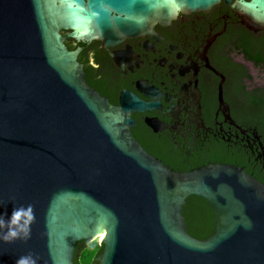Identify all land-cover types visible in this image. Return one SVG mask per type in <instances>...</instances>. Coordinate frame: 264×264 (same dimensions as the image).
Here are the masks:
<instances>
[{
    "label": "water",
    "instance_id": "1",
    "mask_svg": "<svg viewBox=\"0 0 264 264\" xmlns=\"http://www.w3.org/2000/svg\"><path fill=\"white\" fill-rule=\"evenodd\" d=\"M220 1L178 0L181 13H207ZM223 1L249 30L264 28L252 18L264 19V0ZM176 17L153 16L121 36L69 35L112 44ZM61 28L72 30L64 0H0V215L29 204L35 212L30 238L0 240V264L28 253L38 264H73L76 242L95 238L98 264H264V183L233 163L174 170L149 154L129 132L126 107L86 83ZM252 79L263 87L264 69ZM190 195L213 212L206 239L186 231Z\"/></svg>",
    "mask_w": 264,
    "mask_h": 264
},
{
    "label": "flooded vegetation",
    "instance_id": "2",
    "mask_svg": "<svg viewBox=\"0 0 264 264\" xmlns=\"http://www.w3.org/2000/svg\"><path fill=\"white\" fill-rule=\"evenodd\" d=\"M71 32L59 29L65 46L77 51L86 83L112 106L126 107L131 136L165 166L187 170L232 158L264 168L258 146L264 140L252 114V90L261 87L252 75L264 69V28L249 30L221 0L207 13H181L156 23L152 33L112 44ZM221 79L225 106L218 98ZM192 206L190 199L183 207Z\"/></svg>",
    "mask_w": 264,
    "mask_h": 264
},
{
    "label": "clouds",
    "instance_id": "3",
    "mask_svg": "<svg viewBox=\"0 0 264 264\" xmlns=\"http://www.w3.org/2000/svg\"><path fill=\"white\" fill-rule=\"evenodd\" d=\"M65 13L73 33L111 31L117 36L126 29L143 30L153 16L165 13L179 16L183 5L178 0H64ZM257 23L264 19L252 16ZM35 222L34 206L14 207L10 217L0 215V240L11 243L30 238ZM32 253L19 257L15 264H38Z\"/></svg>",
    "mask_w": 264,
    "mask_h": 264
},
{
    "label": "trees",
    "instance_id": "4",
    "mask_svg": "<svg viewBox=\"0 0 264 264\" xmlns=\"http://www.w3.org/2000/svg\"><path fill=\"white\" fill-rule=\"evenodd\" d=\"M247 40L242 41L245 56H250L247 52ZM258 63V61H255ZM253 101V122L262 134L264 140V86L254 87L252 90ZM222 162L233 163L244 167L245 171L251 173L256 179L264 183V168L255 169L245 160H235L223 158ZM192 199L193 206L187 212L184 207L182 213L185 219L186 231L198 239H206L215 231L214 215L204 198L198 195H190L186 200ZM103 251V244L97 240H79L75 244L73 254V264H98Z\"/></svg>",
    "mask_w": 264,
    "mask_h": 264
},
{
    "label": "rangeland",
    "instance_id": "5",
    "mask_svg": "<svg viewBox=\"0 0 264 264\" xmlns=\"http://www.w3.org/2000/svg\"><path fill=\"white\" fill-rule=\"evenodd\" d=\"M98 240V239H97Z\"/></svg>",
    "mask_w": 264,
    "mask_h": 264
}]
</instances>
